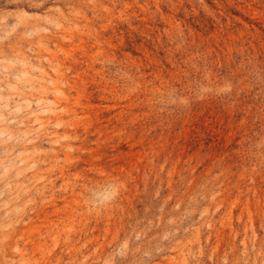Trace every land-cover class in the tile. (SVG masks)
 I'll use <instances>...</instances> for the list:
<instances>
[{
  "label": "rangeland",
  "instance_id": "obj_1",
  "mask_svg": "<svg viewBox=\"0 0 264 264\" xmlns=\"http://www.w3.org/2000/svg\"><path fill=\"white\" fill-rule=\"evenodd\" d=\"M0 264H264V0H0Z\"/></svg>",
  "mask_w": 264,
  "mask_h": 264
}]
</instances>
